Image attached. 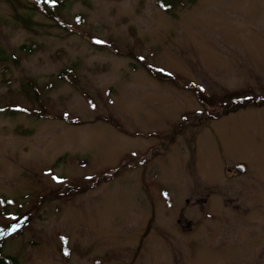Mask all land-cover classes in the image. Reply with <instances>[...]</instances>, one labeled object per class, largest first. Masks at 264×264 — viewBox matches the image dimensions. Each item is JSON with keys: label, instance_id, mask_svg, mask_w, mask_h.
Instances as JSON below:
<instances>
[{"label": "rangeland", "instance_id": "374dc122", "mask_svg": "<svg viewBox=\"0 0 264 264\" xmlns=\"http://www.w3.org/2000/svg\"><path fill=\"white\" fill-rule=\"evenodd\" d=\"M33 8L0 0L1 254L264 264V0Z\"/></svg>", "mask_w": 264, "mask_h": 264}, {"label": "trees", "instance_id": "16d2710c", "mask_svg": "<svg viewBox=\"0 0 264 264\" xmlns=\"http://www.w3.org/2000/svg\"><path fill=\"white\" fill-rule=\"evenodd\" d=\"M31 1V0H30ZM34 4L33 10H39L41 14H44L50 19H55L54 12L55 11H63L66 8V2L67 0H32ZM167 8H171L170 4L164 5ZM17 18L22 22L23 25L27 26V24H30V18L23 17V16H17ZM25 46H22L20 49H25ZM5 61L4 58H0V64H2ZM253 102V101H252ZM210 105H213L210 113L213 112L214 114L212 116L217 119L219 116L224 114V111L227 109L234 110L238 107H241L240 103H243L237 98L231 97L228 95V98L225 100L224 98H215L211 101H209ZM3 248V242L0 241V264H18V260L15 257L12 256H6L2 255L1 251Z\"/></svg>", "mask_w": 264, "mask_h": 264}, {"label": "water", "instance_id": "95a60500", "mask_svg": "<svg viewBox=\"0 0 264 264\" xmlns=\"http://www.w3.org/2000/svg\"><path fill=\"white\" fill-rule=\"evenodd\" d=\"M236 171H238L239 173H241L243 171V169L241 167H237Z\"/></svg>", "mask_w": 264, "mask_h": 264}, {"label": "snow or ice", "instance_id": "6c2138e0", "mask_svg": "<svg viewBox=\"0 0 264 264\" xmlns=\"http://www.w3.org/2000/svg\"><path fill=\"white\" fill-rule=\"evenodd\" d=\"M201 91H204V89H203V88H201Z\"/></svg>", "mask_w": 264, "mask_h": 264}]
</instances>
